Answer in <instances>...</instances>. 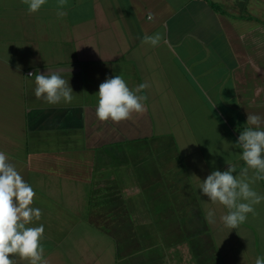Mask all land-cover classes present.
Wrapping results in <instances>:
<instances>
[{
    "label": "crops",
    "instance_id": "0c3cea01",
    "mask_svg": "<svg viewBox=\"0 0 264 264\" xmlns=\"http://www.w3.org/2000/svg\"><path fill=\"white\" fill-rule=\"evenodd\" d=\"M58 10V0L33 14L0 0V151L36 191L42 218L30 226H45L47 264H255L264 202L229 229L227 209L198 185L228 163L247 167L222 144L247 113L264 127V0H67ZM156 33L159 46L143 43ZM49 69L69 81L71 103L35 96L29 72ZM114 75L149 84L146 111L102 122L96 92ZM252 187L264 195V180Z\"/></svg>",
    "mask_w": 264,
    "mask_h": 264
},
{
    "label": "clouds",
    "instance_id": "9594fccd",
    "mask_svg": "<svg viewBox=\"0 0 264 264\" xmlns=\"http://www.w3.org/2000/svg\"><path fill=\"white\" fill-rule=\"evenodd\" d=\"M27 5L29 14L38 12L48 0H22ZM67 0H58V15L63 17ZM147 21L153 22L154 13L148 12ZM160 33L145 35L143 43L157 47L161 43ZM35 74L34 94L48 104L71 103L73 88L59 71L49 69ZM149 87L147 82L130 88L120 75L106 78L96 92V116L102 122L119 123L131 117L133 113L146 111L143 91ZM262 118L247 113L245 127L239 131L238 138L232 142L224 139L225 151L233 147L239 149V159L247 166L236 173L234 165L228 163L225 170L215 169L202 179L198 187L200 194L212 204L223 205L227 213L221 216L224 227L237 229L244 223L249 213L255 214V205L264 202V195L255 191L252 185L257 180H264V127ZM253 176H249V171ZM36 191L29 184L8 155L0 151V264H47L45 248L42 244L45 226L34 222L42 218V210L33 207ZM206 220L215 223V210L209 208ZM255 264H264V256H257Z\"/></svg>",
    "mask_w": 264,
    "mask_h": 264
},
{
    "label": "built area",
    "instance_id": "2783aa9c",
    "mask_svg": "<svg viewBox=\"0 0 264 264\" xmlns=\"http://www.w3.org/2000/svg\"><path fill=\"white\" fill-rule=\"evenodd\" d=\"M30 73H34V70H31V71L29 72V74H30Z\"/></svg>",
    "mask_w": 264,
    "mask_h": 264
},
{
    "label": "trees",
    "instance_id": "16d2710c",
    "mask_svg": "<svg viewBox=\"0 0 264 264\" xmlns=\"http://www.w3.org/2000/svg\"><path fill=\"white\" fill-rule=\"evenodd\" d=\"M217 7V6H216ZM219 8V7H218Z\"/></svg>",
    "mask_w": 264,
    "mask_h": 264
}]
</instances>
